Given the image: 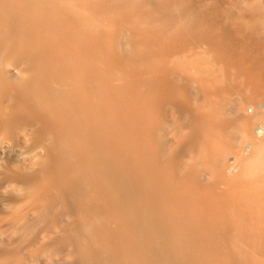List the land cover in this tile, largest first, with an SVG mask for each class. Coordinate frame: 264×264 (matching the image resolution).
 Here are the masks:
<instances>
[{
  "label": "bare ground",
  "instance_id": "obj_1",
  "mask_svg": "<svg viewBox=\"0 0 264 264\" xmlns=\"http://www.w3.org/2000/svg\"><path fill=\"white\" fill-rule=\"evenodd\" d=\"M263 106L264 0H0V264H264Z\"/></svg>",
  "mask_w": 264,
  "mask_h": 264
},
{
  "label": "rangeland",
  "instance_id": "obj_2",
  "mask_svg": "<svg viewBox=\"0 0 264 264\" xmlns=\"http://www.w3.org/2000/svg\"><path fill=\"white\" fill-rule=\"evenodd\" d=\"M236 15H238V14H236ZM217 18H219L220 20H222L223 18H225V16H226V14H216L215 15ZM208 34H210V33H208ZM122 44H124V43H122ZM263 109H264V106L262 107ZM263 125V124H262ZM261 125V126H262ZM261 126H259L258 128H259V131H262V132H264V125L262 126L263 128H261Z\"/></svg>",
  "mask_w": 264,
  "mask_h": 264
}]
</instances>
